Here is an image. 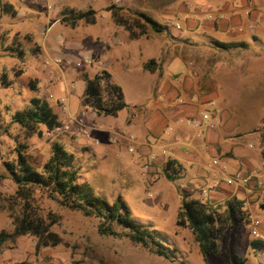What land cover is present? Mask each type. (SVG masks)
Segmentation results:
<instances>
[{"label":"crops","instance_id":"1","mask_svg":"<svg viewBox=\"0 0 264 264\" xmlns=\"http://www.w3.org/2000/svg\"><path fill=\"white\" fill-rule=\"evenodd\" d=\"M94 1L0 0L13 7V13H5L0 8V32L7 35L9 42L15 39L20 43L24 58H34L28 60L25 71L33 67L38 72L34 77L38 88L55 85L61 78L67 92L69 87H75L77 81L82 82L83 92L84 82L78 77L82 70L90 75L105 70L112 82L118 85L113 70L119 65L125 79L135 84L137 93L143 91L142 100L135 99L130 104L125 101L127 106L116 116H98L91 110L88 119L73 115L69 118L79 126L75 133L78 139L91 132L102 136V148L93 155L94 161L104 162L112 151L118 154L122 146H131L134 149H128L132 153L128 164L139 166L146 181L154 184L168 180L164 176L167 160H174L180 169L176 179L168 180L175 181L186 177L187 166L191 168L196 165V160L205 159V154L210 153L223 158L226 163V169L220 170L224 177L214 178L207 184L206 177L213 175L200 169L195 170L196 176L190 183L184 180L187 182L183 185L201 187L203 183L207 184L199 188V192L209 203L234 197L229 196L232 187L236 188V197L241 199H251L260 193L256 189L248 191L240 186H228L224 179L239 172L251 183L256 179L264 180L260 145L257 150L248 148L242 156V163L236 160L233 147L240 142L232 137L236 135L234 128L238 126L236 104L240 98L231 92L235 88L233 83L249 89L248 97L256 98V94L260 96L264 92V50H254L249 46L252 41L263 37L258 31L260 27L264 28V12H261L264 6L251 5L249 0H194L191 5L180 2L179 6L175 0H167L163 5L160 0H153L155 4L151 6L142 3L145 0H109L102 8L105 16L99 20ZM111 4L120 7L121 15L131 14L133 18L134 14L128 9L144 13L161 23L164 29L155 31L137 17L134 19L138 21L131 23L130 29L118 25L111 11L106 9ZM87 5L95 10L93 23H80L72 28L61 22L59 11L62 7L77 10L89 8ZM160 8L167 11L163 13L165 20L183 15L184 23L193 32L180 36L176 34V27L173 29L175 33L168 31V26L158 18ZM165 29L167 34H164ZM219 31L226 34L227 41L216 37L204 39ZM247 32L248 39H243ZM191 33H196L197 37ZM227 42L245 45L218 47L219 43ZM84 43L89 44L87 50L83 48ZM75 52H79L80 57L91 55L93 62L75 69ZM6 56L13 58L15 54L9 51ZM39 56H42V66L35 59ZM65 100L68 102V97ZM63 103L62 100L56 108L51 104L62 125ZM207 110L211 112L208 122L201 119V114ZM255 132L260 140V132ZM183 189L180 196L190 194L197 198L196 194H191L190 187ZM203 190H207L206 195L202 194ZM222 190L228 191L225 194ZM261 223L264 224L263 219Z\"/></svg>","mask_w":264,"mask_h":264},{"label":"rangeland","instance_id":"2","mask_svg":"<svg viewBox=\"0 0 264 264\" xmlns=\"http://www.w3.org/2000/svg\"><path fill=\"white\" fill-rule=\"evenodd\" d=\"M108 1L95 0L93 2V7L98 10L99 20L102 19V15L106 14L102 8ZM160 1L161 5L167 2V0ZM193 1L175 0V4L179 6L180 2H184L191 5ZM249 1L251 5L264 6V0ZM111 2H115V0H111ZM142 3H147L148 6L155 4L153 0H145ZM128 12L135 11L128 9ZM165 12H167L166 9L160 8L158 18L163 20V23L165 22V17H163ZM261 12H264V9ZM168 19L172 22V26L167 25L168 31L174 32L175 24L178 23L177 35L183 36L188 32H193L184 23L183 15ZM168 31L165 29L164 34H167ZM258 32L262 33L263 37L259 41H252L249 46L254 50L261 49L263 51L264 28L260 27ZM191 34L194 38L197 37L196 33ZM210 35L205 36L204 39L216 37L220 41L228 40L222 31L216 35ZM247 37L248 32L243 36V39H248ZM83 48L87 50L89 44L84 43ZM9 51L17 56L7 57L6 54ZM0 52V230H13L10 215L16 213L22 205V200L15 196L14 183L5 177L2 163L13 160L17 155L16 149L22 144L25 146L22 150L29 154L31 161L37 166H41L51 155L52 143L60 142L74 154L78 183L87 184L96 195L105 198L109 203L121 196L129 210L130 217L137 224L151 230L166 247L174 249L172 254L176 259L182 260L184 264H264V246L253 247L251 245V242L255 240L264 244V224L261 223V219L264 220V210L260 207V204L264 202V192L258 193L251 199H249L250 197L244 199L238 197L245 203L247 202L244 205L247 220L235 222L224 231V236L219 242L218 255L203 257L191 229L178 221L180 194L184 192L183 188L190 187L191 194H196L195 196L203 201L208 200L201 197L199 188L211 183L214 178L224 177L220 173V170H223L226 165L223 158L220 159L219 156L206 153L205 159L199 158L196 160V165L191 168L186 167L185 178L175 181L164 179L154 184L146 181L139 166L128 164L132 155L128 151V146L118 149V154L112 151L104 162L94 161L93 155L98 150L101 151L102 148V136L91 132L78 139L79 137L75 133L79 126L77 127L76 123L72 121L73 119L69 121L72 115L88 119V114L91 112L80 101L82 82L77 81L75 87H69L67 92L64 80L59 78L55 85L45 89L37 88L38 92H36L30 89L29 82L38 72H35L33 67L25 71L28 60L31 61L34 58L31 56L24 58L20 43L15 39L9 42L4 32H0ZM35 59L42 66V56ZM73 59L75 61L81 59L79 52L73 54ZM75 61L73 65L75 69L86 66L83 64L81 67H76ZM113 72L114 79L121 86L127 103L130 104L135 99H143V91L137 93L135 84L125 79L119 70V65L114 66ZM233 86L235 88L231 89L232 95L237 94L236 98H240V100L237 99L239 101L236 104L238 126L233 130L236 135L232 137L240 142L237 147H233V151L237 155L236 160L240 164L242 156L246 150H249L248 148L252 147L257 150L260 145L261 149V142L256 138L255 131H259L264 118V92L260 96L256 94L254 96L256 98H253L248 97L249 89L246 87H242L239 83H233ZM36 95L47 98L55 108L61 105L63 100L65 108L61 115L64 117L63 125L67 124L69 127L67 131H47L41 126L39 127L40 133L28 134L17 123L11 121V114L26 107L29 99ZM67 97L68 102L65 100ZM81 144L87 145L88 148ZM214 158L219 159L218 165L212 163ZM200 169L213 175L206 177L207 184L203 183L201 187L196 184L183 185L187 181L190 183L196 176L195 170ZM234 189L236 188H231L230 197L237 196ZM227 191L222 190L221 192L226 194ZM210 204L221 212L224 209L225 201L220 198L212 200ZM30 206L31 210L50 224L49 230L57 237L56 243L41 247L36 251V237L30 234L22 235L15 243L4 244L0 251V264H178L177 261L172 263L162 256L151 253L143 246L132 243L123 235L124 233L117 225H114V229L118 232L117 235L100 233L98 229L100 220L97 217L86 216L78 210L62 206L41 189L34 191ZM254 222H257L256 225ZM253 228L258 229V236H254Z\"/></svg>","mask_w":264,"mask_h":264},{"label":"trees","instance_id":"3","mask_svg":"<svg viewBox=\"0 0 264 264\" xmlns=\"http://www.w3.org/2000/svg\"><path fill=\"white\" fill-rule=\"evenodd\" d=\"M1 11L13 13V7L8 3L0 2ZM111 11V16L116 24L130 29L131 23L143 20L155 31H162L163 25L148 15L141 12L120 14V7L111 4L106 7ZM63 24L76 27L80 23H93L95 10L73 9L64 6L59 11ZM242 42L219 43L221 48L244 47ZM19 53H22L19 51ZM78 77L84 82V89L80 96L81 104L95 112L98 116H116L127 106L123 92L117 84L113 83L110 74L103 70L94 75L82 70ZM37 80L29 82L31 90L37 91ZM11 121L17 123L28 134L40 133L39 127L47 131H53L61 127L62 122L52 105L44 96H32L26 107L16 110L11 114ZM260 132V153L264 161V118L258 129ZM20 144L16 149L17 155L13 160L4 161L5 177L15 185V196L20 198L22 205L13 215L11 220L13 230H0V251L7 242L15 243L18 237L26 234L36 237L35 250L41 247L55 244L57 237L49 230V223L31 210L30 201L36 189L44 191L51 199L60 205L78 210L86 216H95L100 220L98 229L102 234L117 235L114 225L121 228L122 233L132 243L139 244L153 254L164 257L172 263L184 264L172 254V249L166 247L156 235L146 227L137 224L129 215L127 206L121 196L109 203L105 198L96 195L87 184L77 182V170L75 168L74 154L69 152L63 143L53 142L50 157L37 166L31 161L29 154L24 152ZM180 169L174 160H167L164 168V176L168 180L176 179ZM264 210V202L260 204ZM247 220L244 210V201L232 197L225 201L223 211H218L208 201L192 197L190 194L181 196L178 221L188 226L198 244L203 257L219 254V242L224 236V231L235 222ZM53 222L55 220H52ZM157 234V233H156ZM253 247L264 246L255 240L251 242Z\"/></svg>","mask_w":264,"mask_h":264},{"label":"built area","instance_id":"4","mask_svg":"<svg viewBox=\"0 0 264 264\" xmlns=\"http://www.w3.org/2000/svg\"><path fill=\"white\" fill-rule=\"evenodd\" d=\"M59 18H61V16H59ZM166 25H170L172 24V22L170 21V19H166L165 22H164ZM175 27L178 28L179 27V24L176 23L175 24ZM93 62V58L91 55L89 56H85V57H81V59H77L75 61V66L76 67H81L83 64H91ZM201 119L204 120V121H210L211 119V112L210 111H205L201 114ZM78 122H81L80 119H76ZM211 126H213V124H211ZM68 125L67 124H64L62 125L61 127H58V128H55V132H59L60 130H63V131H67L68 130ZM129 151H133V147L129 146L128 147ZM219 159H214L213 160V164L214 165H218L219 164ZM224 183L228 186H232V185H236V186H240L242 188H245L246 190L248 191H251L253 189H256L258 190L259 192H264V180L262 179H256L253 183H251V181L249 180L248 177H245L243 176L241 173L239 172H236L234 173L233 175L231 176H228L224 179ZM216 185V184H215ZM203 195H206L207 194V190H203L202 192ZM246 203H244L245 205ZM257 222H254V225H256ZM253 234L254 236H258L259 235V232L257 231L256 228H253Z\"/></svg>","mask_w":264,"mask_h":264}]
</instances>
